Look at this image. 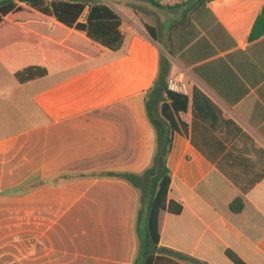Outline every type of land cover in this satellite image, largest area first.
<instances>
[{"label":"crops","instance_id":"obj_1","mask_svg":"<svg viewBox=\"0 0 264 264\" xmlns=\"http://www.w3.org/2000/svg\"><path fill=\"white\" fill-rule=\"evenodd\" d=\"M106 3L121 17L124 42L87 69L75 68L93 56L72 37L111 51L45 16L64 31L49 42L84 61L32 94L41 124L19 127L12 117L0 133V264H133L137 190L104 173L149 165L154 132L144 99L161 60L187 105L179 115L186 135L172 134L166 159L167 199L181 209L161 214L158 247L199 264H232L226 249L264 264V0ZM46 70L14 79L26 85ZM96 158L97 174L71 167ZM235 199L239 212L229 208ZM150 264L195 263L162 251Z\"/></svg>","mask_w":264,"mask_h":264},{"label":"trees","instance_id":"obj_2","mask_svg":"<svg viewBox=\"0 0 264 264\" xmlns=\"http://www.w3.org/2000/svg\"><path fill=\"white\" fill-rule=\"evenodd\" d=\"M25 7L31 11H26ZM32 12L50 17L66 28L82 32L92 43L110 51H118L123 45L124 34L120 30L121 17L103 0H0V22L4 18L11 19L17 15H33ZM46 24L52 25L51 22ZM146 29L153 38L152 28L146 27ZM38 51L43 60L42 65H26L12 72L19 83L45 76L46 64L67 68L84 61V57L69 52L59 44L49 43ZM166 77L165 62L161 60L158 74L144 99L146 117L154 132V147L149 165L140 173H104L129 183L140 191L142 201H145L144 207H140L136 214L138 245L133 264H150L153 254L162 251L199 264L188 256L158 247L161 214L163 212L178 214L181 209L180 203L167 199L170 177L166 159L172 134L186 135V124L179 116L186 110V97L182 93L170 90L167 87ZM241 207L242 202L239 199L229 204L233 212H239ZM225 255L232 264H246L231 250L226 249Z\"/></svg>","mask_w":264,"mask_h":264},{"label":"rangeland","instance_id":"obj_3","mask_svg":"<svg viewBox=\"0 0 264 264\" xmlns=\"http://www.w3.org/2000/svg\"><path fill=\"white\" fill-rule=\"evenodd\" d=\"M103 1L111 2V0ZM24 9L26 11H31L28 7ZM32 13L33 15H17L11 19L4 18L3 21L0 22V133H7V131L10 130L9 127L6 126V123L12 117L14 118V125L19 127L41 124L44 116L35 104L36 102L34 103L30 100L32 94L39 93L45 85L57 83V80H64L74 75L69 74L72 69H63L55 64H46V67L49 69V75L45 79L29 82L26 85L19 84L14 79L11 74L13 71L20 70L26 65H42L43 60L38 50L48 45L50 43L49 41L58 40L64 35L63 30L58 27H52V22V25L46 24V22H49L47 17L37 12ZM39 19L45 23L38 22L40 21ZM72 40L76 47L93 56L91 62L85 63L79 68H75L76 70L102 65L108 61L110 56H114L113 53L115 51H106L108 55L98 54L97 48L88 46L79 37H72ZM115 56H117V54ZM99 165V159L96 158L92 160H82L71 167L83 169L85 171H83L82 174L91 175L100 172L97 170ZM137 195L138 202L139 200L141 201L138 203V209H140V207H144L145 201H142V194L139 190L137 191ZM135 237L137 240L134 255L136 254L138 245L136 231Z\"/></svg>","mask_w":264,"mask_h":264},{"label":"built area","instance_id":"obj_4","mask_svg":"<svg viewBox=\"0 0 264 264\" xmlns=\"http://www.w3.org/2000/svg\"><path fill=\"white\" fill-rule=\"evenodd\" d=\"M167 87H168L170 90H173V89H175V86H174V85H172L171 83H168V84H167Z\"/></svg>","mask_w":264,"mask_h":264}]
</instances>
